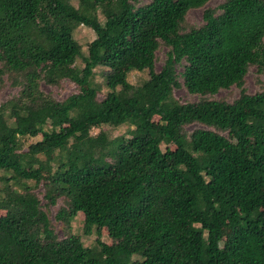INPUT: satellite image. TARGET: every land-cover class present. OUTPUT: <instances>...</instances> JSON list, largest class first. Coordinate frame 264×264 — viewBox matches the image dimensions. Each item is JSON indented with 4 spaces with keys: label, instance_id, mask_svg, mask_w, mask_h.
<instances>
[{
    "label": "trees",
    "instance_id": "obj_1",
    "mask_svg": "<svg viewBox=\"0 0 264 264\" xmlns=\"http://www.w3.org/2000/svg\"><path fill=\"white\" fill-rule=\"evenodd\" d=\"M208 2L0 0V264H264V0Z\"/></svg>",
    "mask_w": 264,
    "mask_h": 264
},
{
    "label": "rangeland",
    "instance_id": "obj_2",
    "mask_svg": "<svg viewBox=\"0 0 264 264\" xmlns=\"http://www.w3.org/2000/svg\"><path fill=\"white\" fill-rule=\"evenodd\" d=\"M220 2H221V0H209V2L206 4V6H208V5L215 6V5H218ZM105 13L108 16H112V13L109 10H107ZM187 19L189 20L190 23L200 24L202 22V8L191 9L188 12ZM78 36L84 37L85 39H89L91 37V33L88 30L82 29L78 33ZM157 53L160 57V59L156 62V68L158 69L162 64L161 58L164 57L165 49H160ZM182 69H183L182 66H177V70L179 72ZM131 76H133V75H131ZM97 78L100 80L99 75ZM41 87L45 92H50L57 99L65 98L70 93H73L76 91L75 85L68 79L62 80L60 85H58V86H48V85L42 83ZM257 89H258V86L255 83V69L251 67V68H249L248 73L246 75V90L250 93H253ZM16 91H17L16 87L11 86L9 84V82L7 81V79H3L2 83H0V102L4 101L6 98L15 94ZM174 94L182 102L194 101L197 99V95H193V94L188 93L185 90V88H183V87L175 88ZM237 95H238V89L235 87H231L230 89H220L213 97H215V98L223 97V98L230 101L233 98H235ZM199 126L200 125L195 124V125L188 126L187 129L189 131H191L192 129L199 127ZM126 127H127V125L124 124V125L119 126L117 129H114L113 135H115V136L120 135L125 130ZM41 137H42V135L38 134L35 137L28 138V140L25 143L28 144L29 142L40 140ZM167 146L168 145L162 144L163 149H165ZM36 191L41 196V193L43 192L42 186L39 185V187L37 188ZM60 202H61V199L58 200V203H60ZM56 207L57 206H55L51 209L50 217L54 222L55 229H56L57 233L60 236H63V233H62L61 228H60V224L55 222L54 218H53V214H54ZM81 220H82V214H80V213L73 219V222H72L73 228L77 232L80 231ZM227 234H228V230L225 229L223 231V236L225 237ZM94 238H95V235H90V236L83 235L82 241L84 242V244H89L92 240H94ZM102 239L107 241V242H110V235H109V232L106 228L102 229ZM131 250L133 252V258L134 259L138 258V255H139L138 250H136L134 248H132Z\"/></svg>",
    "mask_w": 264,
    "mask_h": 264
}]
</instances>
